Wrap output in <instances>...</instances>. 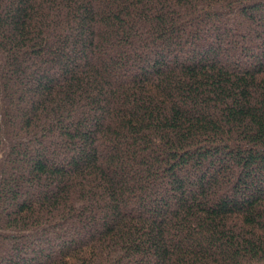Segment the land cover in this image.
<instances>
[{"label":"trees","instance_id":"obj_1","mask_svg":"<svg viewBox=\"0 0 264 264\" xmlns=\"http://www.w3.org/2000/svg\"><path fill=\"white\" fill-rule=\"evenodd\" d=\"M263 11L0 0V264H264Z\"/></svg>","mask_w":264,"mask_h":264},{"label":"rangeland","instance_id":"obj_2","mask_svg":"<svg viewBox=\"0 0 264 264\" xmlns=\"http://www.w3.org/2000/svg\"><path fill=\"white\" fill-rule=\"evenodd\" d=\"M261 15L264 16V11L261 13ZM228 24H230V23H228ZM227 27H228V26L226 25V28H227ZM55 143H56L55 140L52 139V140L49 141V143H47V144L44 143L43 146L45 147V145H50V146L53 147V146L55 145ZM51 144H52V145H51ZM24 242H25V241H23V242L21 241L20 243L22 244V243H24ZM6 252H8V250H7L6 248H3V250L0 251V254L5 255ZM5 256H6V255H5Z\"/></svg>","mask_w":264,"mask_h":264}]
</instances>
